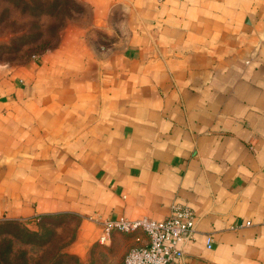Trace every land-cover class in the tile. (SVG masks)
<instances>
[{
    "label": "crops",
    "instance_id": "obj_1",
    "mask_svg": "<svg viewBox=\"0 0 264 264\" xmlns=\"http://www.w3.org/2000/svg\"><path fill=\"white\" fill-rule=\"evenodd\" d=\"M78 2L53 46L0 61V219L74 214L65 250L122 264L146 235L103 222L187 204L178 264H264V0Z\"/></svg>",
    "mask_w": 264,
    "mask_h": 264
},
{
    "label": "rangeland",
    "instance_id": "obj_2",
    "mask_svg": "<svg viewBox=\"0 0 264 264\" xmlns=\"http://www.w3.org/2000/svg\"><path fill=\"white\" fill-rule=\"evenodd\" d=\"M78 0H0V61L17 63L56 43L58 31L85 19ZM0 219L3 264H80L65 248L74 239L79 217L43 215L33 227ZM40 231V237L28 231ZM2 264V263H1Z\"/></svg>",
    "mask_w": 264,
    "mask_h": 264
},
{
    "label": "built area",
    "instance_id": "obj_3",
    "mask_svg": "<svg viewBox=\"0 0 264 264\" xmlns=\"http://www.w3.org/2000/svg\"><path fill=\"white\" fill-rule=\"evenodd\" d=\"M249 224L250 221L245 222ZM195 215L187 204L174 203L170 213L163 219L141 216L130 219L120 216L117 219L103 222L99 236L101 242L109 237L110 230L134 232L141 229L146 237L135 235L133 244L125 253L122 264H178L183 257L182 241L190 237L194 231ZM212 236H207V246L212 244Z\"/></svg>",
    "mask_w": 264,
    "mask_h": 264
},
{
    "label": "trees",
    "instance_id": "obj_4",
    "mask_svg": "<svg viewBox=\"0 0 264 264\" xmlns=\"http://www.w3.org/2000/svg\"><path fill=\"white\" fill-rule=\"evenodd\" d=\"M57 37H58V35H57ZM48 48H50V46H47V47H45L43 50H46V49H48ZM42 50V51H43ZM10 223L11 222H14V221H12V220H8ZM15 223V222H14ZM28 231V230H27ZM29 233H31V234H36L35 236H38V238L40 237L39 235H40V231H38V232H35V231H32V230H29L28 231ZM9 253V250H6V251H3V252H0V264L2 263L3 264V261H5V259L7 258L6 256H7V254Z\"/></svg>",
    "mask_w": 264,
    "mask_h": 264
}]
</instances>
